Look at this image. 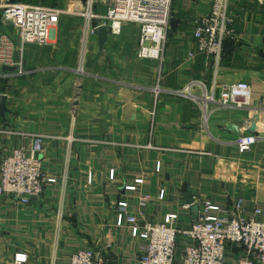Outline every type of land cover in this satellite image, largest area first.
Listing matches in <instances>:
<instances>
[{
	"label": "crops",
	"instance_id": "0c3cea01",
	"mask_svg": "<svg viewBox=\"0 0 264 264\" xmlns=\"http://www.w3.org/2000/svg\"><path fill=\"white\" fill-rule=\"evenodd\" d=\"M84 1L70 0L76 10L64 13L43 45L20 43L0 13V35L12 37L17 62L0 64L9 109L0 116V159L30 145L21 133H41L42 171L55 178L28 204L0 195V264H16L17 252L27 255L21 264H69L78 248L91 249L103 264H137L145 243L126 224L116 225L120 198L139 225L171 212L180 229L195 215L185 207L187 190L197 208L205 200L227 206L239 198L244 214L264 208V0H230L234 46L217 63L195 52L192 35L193 19L209 12L210 0H172L178 22L167 31L161 59L138 57L139 29L128 23L119 35L133 28L132 43L108 32L102 45L90 36L82 51ZM93 7L104 15L107 6L95 0ZM93 40L97 49L89 48ZM239 80L251 86L247 107L208 102L203 109L204 89ZM244 119L256 123L257 139L239 153ZM229 122L240 135L225 129ZM135 179L142 183L125 190ZM185 242L179 236L178 264ZM244 255L241 245L228 243L223 264H238Z\"/></svg>",
	"mask_w": 264,
	"mask_h": 264
},
{
	"label": "built area",
	"instance_id": "2783aa9c",
	"mask_svg": "<svg viewBox=\"0 0 264 264\" xmlns=\"http://www.w3.org/2000/svg\"><path fill=\"white\" fill-rule=\"evenodd\" d=\"M95 0H85L80 15L83 17L81 29L82 51L90 36L96 35V28L105 25L111 35L120 33L125 23L138 25V49L140 58L161 59L163 44L171 18L172 0H104V15L94 12ZM230 0H210L209 12L195 17L192 35L196 51L214 58L217 63L223 54L224 43L234 36L232 17L229 14ZM1 20L13 26L20 43L43 45L50 42L53 29L58 23L60 9L42 5L26 4L15 0H0ZM15 44L8 34L0 35V64L15 66ZM194 52H189L193 55ZM188 91V87L183 89ZM252 90L246 80L217 85L213 83L209 91L203 90V109L208 102L216 107L245 108L250 104ZM30 137V145L13 147L0 159V195L11 197L22 204L30 203L38 196L46 183L55 182L54 177H46L42 171L39 154L43 151L41 133H21ZM257 137L245 132L235 141L237 151L250 150ZM110 169L109 178H113ZM142 179L124 185L125 190H135ZM164 190L158 197L163 198ZM243 200L236 199L231 205L220 206L209 200L203 201L195 212L188 227L180 229L176 225V214L167 212L157 222L137 223L129 213L128 202L120 198L116 201V225L126 224L130 235L144 241L137 264H178L177 246L179 236L186 242L181 251L180 264H223L228 243L239 244L245 251L238 264H264V208L254 206L249 214L243 213ZM185 207H190L186 204ZM24 252L14 254L13 261H26ZM69 264H103L89 248H78L70 256Z\"/></svg>",
	"mask_w": 264,
	"mask_h": 264
},
{
	"label": "water",
	"instance_id": "95a60500",
	"mask_svg": "<svg viewBox=\"0 0 264 264\" xmlns=\"http://www.w3.org/2000/svg\"><path fill=\"white\" fill-rule=\"evenodd\" d=\"M177 22H178L177 19L173 17V14L171 13V18H170V23H169V27L171 28V30L175 29ZM96 34H97L98 45H102L107 39V35H108L107 27L105 25H99L96 28ZM233 46H234V43L232 41H226L224 43L223 52L225 54H228L233 49ZM6 112H9V109L6 107V96L0 93V116H4ZM242 123L244 125V131L250 132V133L256 132L257 126L255 122L244 119ZM225 129L237 135L241 134L240 127L237 124L232 123V122L227 123L225 125ZM185 197L187 198V202L190 204V209L196 212L197 205L192 203V197H191L189 190L186 191Z\"/></svg>",
	"mask_w": 264,
	"mask_h": 264
},
{
	"label": "rangeland",
	"instance_id": "374dc122",
	"mask_svg": "<svg viewBox=\"0 0 264 264\" xmlns=\"http://www.w3.org/2000/svg\"><path fill=\"white\" fill-rule=\"evenodd\" d=\"M26 1V2H25ZM25 1H22L23 3H26V4H34V5H42V6H47V7H51V8H56V9H60L62 10L63 12L60 14L61 18H60V22L57 23L55 26H59V24L62 23V18H63V15H69V14H64V13H72L74 12L76 9H70V0H25ZM84 5V4H83ZM68 10V11H67ZM79 12V11H78ZM133 27L136 28L138 27V25L136 23H129L126 24V27ZM59 29V28H58ZM130 30V29H129ZM132 30L133 28H131L130 31H127L125 34L123 35H117L118 37L116 38V41H121L122 39L126 40V43H132V39L130 38L129 35H132ZM125 35V36H124ZM123 36V37H122ZM13 40V39H12ZM32 44V43H31ZM132 45V44H131ZM126 46V45H125ZM127 47H131V46H127ZM126 47V48H127ZM90 49L93 48V49H97V43L95 40H93V42L90 44ZM84 49V48H83ZM135 49H138V44L135 45ZM127 80V78H124Z\"/></svg>",
	"mask_w": 264,
	"mask_h": 264
},
{
	"label": "trees",
	"instance_id": "16d2710c",
	"mask_svg": "<svg viewBox=\"0 0 264 264\" xmlns=\"http://www.w3.org/2000/svg\"><path fill=\"white\" fill-rule=\"evenodd\" d=\"M18 1H20V0H18Z\"/></svg>",
	"mask_w": 264,
	"mask_h": 264
}]
</instances>
